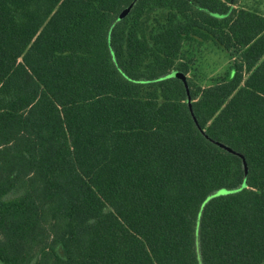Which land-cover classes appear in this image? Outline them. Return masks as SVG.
<instances>
[{
  "label": "trees",
  "instance_id": "16d2710c",
  "mask_svg": "<svg viewBox=\"0 0 264 264\" xmlns=\"http://www.w3.org/2000/svg\"><path fill=\"white\" fill-rule=\"evenodd\" d=\"M239 2L0 0V264H264V15ZM210 41L233 63L202 86Z\"/></svg>",
  "mask_w": 264,
  "mask_h": 264
},
{
  "label": "rangeland",
  "instance_id": "374dc122",
  "mask_svg": "<svg viewBox=\"0 0 264 264\" xmlns=\"http://www.w3.org/2000/svg\"><path fill=\"white\" fill-rule=\"evenodd\" d=\"M239 5L253 11L257 10L258 13H264V0H240ZM232 63V55L210 41L201 47L189 75L202 86H207L229 72Z\"/></svg>",
  "mask_w": 264,
  "mask_h": 264
},
{
  "label": "water",
  "instance_id": "95a60500",
  "mask_svg": "<svg viewBox=\"0 0 264 264\" xmlns=\"http://www.w3.org/2000/svg\"><path fill=\"white\" fill-rule=\"evenodd\" d=\"M218 143H219V142H218ZM219 144H220L221 146L225 147L227 150L233 152V153H238V152H236L235 150H233L231 147H228V146L224 145L223 143H219ZM238 154L244 159V156H243L242 154H240V153H238ZM244 163H245V168L247 169V164H246L245 159H244Z\"/></svg>",
  "mask_w": 264,
  "mask_h": 264
},
{
  "label": "crops",
  "instance_id": "0c3cea01",
  "mask_svg": "<svg viewBox=\"0 0 264 264\" xmlns=\"http://www.w3.org/2000/svg\"><path fill=\"white\" fill-rule=\"evenodd\" d=\"M255 11H257V10H255ZM260 12V11H259ZM261 14H263L264 15V13L263 12H261Z\"/></svg>",
  "mask_w": 264,
  "mask_h": 264
}]
</instances>
